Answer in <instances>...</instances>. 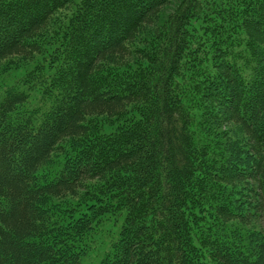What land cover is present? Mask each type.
<instances>
[{
	"label": "trees",
	"instance_id": "16d2710c",
	"mask_svg": "<svg viewBox=\"0 0 264 264\" xmlns=\"http://www.w3.org/2000/svg\"><path fill=\"white\" fill-rule=\"evenodd\" d=\"M96 245L264 264V0H0V264Z\"/></svg>",
	"mask_w": 264,
	"mask_h": 264
},
{
	"label": "rangeland",
	"instance_id": "374dc122",
	"mask_svg": "<svg viewBox=\"0 0 264 264\" xmlns=\"http://www.w3.org/2000/svg\"><path fill=\"white\" fill-rule=\"evenodd\" d=\"M152 31H153V27H143V29L140 32L141 33L140 38H145V37H146V39L150 38L153 35ZM135 57H136L135 54H131L127 59H128V61H130V60L134 59ZM245 70H246V72L250 73L251 72V64L246 65ZM37 94H38V92L34 91L32 98L37 99ZM34 102L36 103V100H34ZM43 109H44V107H43ZM120 222H121V219L118 221V223H120ZM114 230H115V227H114ZM100 238H101V235L97 236V242L100 241ZM101 248L102 247H100V249ZM92 250L93 251L89 252L90 254L84 260V264H93L95 262V260L97 259V254L99 252L98 251V245L93 247Z\"/></svg>",
	"mask_w": 264,
	"mask_h": 264
}]
</instances>
